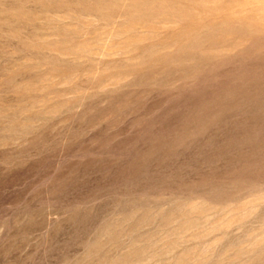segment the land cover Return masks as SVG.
Segmentation results:
<instances>
[{
  "label": "rangeland",
  "instance_id": "obj_1",
  "mask_svg": "<svg viewBox=\"0 0 264 264\" xmlns=\"http://www.w3.org/2000/svg\"><path fill=\"white\" fill-rule=\"evenodd\" d=\"M0 264H264V0H0Z\"/></svg>",
  "mask_w": 264,
  "mask_h": 264
}]
</instances>
